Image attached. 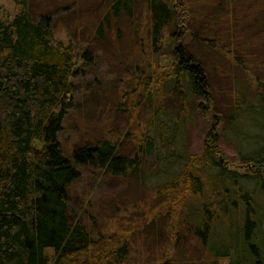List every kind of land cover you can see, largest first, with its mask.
<instances>
[{
    "label": "trees",
    "instance_id": "1",
    "mask_svg": "<svg viewBox=\"0 0 264 264\" xmlns=\"http://www.w3.org/2000/svg\"><path fill=\"white\" fill-rule=\"evenodd\" d=\"M10 1L20 10L0 22V264L125 262L131 238L112 241L94 228L99 216L85 206L70 208L69 190L87 167L104 177L134 180L142 192L153 191L165 202L168 194L178 192L179 200L182 192L193 201L186 212L194 221L190 232L213 263L264 264V55L253 60L249 51L257 41L264 46V0H195L182 15L172 0H84L102 10L97 26L86 29L94 52L81 51L68 34L58 38L54 17L31 13L28 0ZM80 1H74L77 13ZM105 44L112 49L103 51ZM119 53L126 54L121 63L132 81L150 95L142 100L149 111L146 136L135 142L132 157L110 138L86 141L70 157L63 155L58 135L74 106L83 65ZM224 58L253 81H233L231 93L220 90L227 101L221 107L209 84L219 69L204 63ZM87 88L93 96L100 87ZM197 97H207L206 110L217 118L199 157L186 153L181 141L188 120L175 114L177 104L184 108L194 101L192 107L202 108ZM163 98L178 102L166 110L159 105ZM220 141L231 144L241 170L219 156ZM112 205L103 201L102 208ZM161 213L135 228L153 231L145 244L154 256L170 240ZM173 258L167 254L157 264H175Z\"/></svg>",
    "mask_w": 264,
    "mask_h": 264
},
{
    "label": "rangeland",
    "instance_id": "2",
    "mask_svg": "<svg viewBox=\"0 0 264 264\" xmlns=\"http://www.w3.org/2000/svg\"><path fill=\"white\" fill-rule=\"evenodd\" d=\"M74 1L28 0L31 13L35 15L50 14L54 17V28L57 30L58 38H64L68 34V41L78 40L75 41V44L81 48V51L82 49H92V45L87 46L89 44L86 40L90 33L86 29L92 30L97 26L95 20L98 12L101 13L102 10L96 11L98 7L96 4L90 8L91 5L81 0V12L77 13L78 8ZM87 1L91 3L90 0ZM100 1L98 0V4ZM183 1L172 0L175 5L180 7L179 15H182L186 10L190 11L195 2V0ZM19 10V7L10 0H0V22L12 20ZM74 18H80L79 21H82L74 23ZM180 18L181 21L184 19L181 16ZM81 29L85 30L80 34ZM101 47L103 51L112 49L107 44ZM263 47V43L257 41L254 46L249 48L253 60L263 57ZM92 51L94 52V49ZM125 55L124 53L112 55L109 61L96 58L90 66L83 65V79L75 82L74 106L68 110L62 124V131L58 135L63 155L70 157L75 148L85 144L86 141L95 142L97 139L110 138L119 147L120 153L132 157L136 151L135 142L146 136L149 111L147 103L142 100L145 97L149 99L150 95L145 96L141 86L132 81L130 72L125 71V67L121 63L126 58ZM206 64L214 65L219 69L218 74L213 73V78L209 82L213 88L215 87V90L210 87L209 90L217 92V96L220 98L217 100V104L221 107H224L227 101L220 95V90L221 92L227 90L231 93L233 81L243 82L248 86L253 81V78H248V73L242 67L232 65L227 58L220 61L218 59L214 64L207 61L204 66ZM231 65L234 71L229 70L232 68ZM227 71L232 75L229 76ZM255 71L263 73L260 68ZM220 73H224V75L226 73L228 77L221 78ZM95 83L100 88H97L92 96L87 92V87L92 88ZM167 91L165 88L162 90L164 94ZM224 96L228 98L229 95ZM160 99L161 97L155 99L154 104L158 103ZM197 99L201 101L202 108L192 107L194 101L186 104L184 108H179L176 98L173 100L163 98V102L159 105H162L163 109L171 110L173 104H177L175 114L180 113L182 118L188 120L187 127L184 128L186 141H181L182 145H184L186 153L199 157L205 142L210 143L212 136L207 138L206 135L217 118L212 110H206L207 97H197L195 100ZM217 113H219L218 110ZM230 145L228 141L218 142L219 156L231 168H239L238 164L240 163L236 161L237 158ZM99 172L89 167L81 170L82 177L69 190V204L74 211L85 206L88 214L99 216L94 228L102 230L104 235L112 241L121 242L124 238H131V255H128L125 262L120 264H157L158 258L163 260L170 253L174 256L175 264H225L224 260H217L216 263H213L207 250L191 234L190 227L194 221H192V217L188 220L186 213L187 208H190L191 201L182 192L179 200L176 199L178 192H173L168 194L169 196L166 197L168 201L165 202L163 197L154 198L153 191L142 192L143 190L139 186H134V180L131 183V181L120 177H104ZM103 201L109 206L111 204L115 206L112 205L110 209L103 210ZM116 205L120 210L115 209ZM157 211H161L163 218L168 222L167 231H165L170 234V240L166 245L162 244L160 252L154 256L148 249V245L145 244L149 237L154 236L153 231L148 229L138 233L135 228L137 224L150 220ZM132 218L133 220H130ZM127 231L129 233H126Z\"/></svg>",
    "mask_w": 264,
    "mask_h": 264
}]
</instances>
